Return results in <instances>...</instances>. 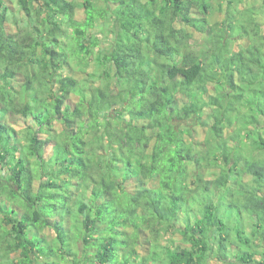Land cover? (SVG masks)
<instances>
[{
	"label": "trees",
	"instance_id": "16d2710c",
	"mask_svg": "<svg viewBox=\"0 0 264 264\" xmlns=\"http://www.w3.org/2000/svg\"><path fill=\"white\" fill-rule=\"evenodd\" d=\"M210 6L0 0V264H264V38Z\"/></svg>",
	"mask_w": 264,
	"mask_h": 264
},
{
	"label": "rangeland",
	"instance_id": "374dc122",
	"mask_svg": "<svg viewBox=\"0 0 264 264\" xmlns=\"http://www.w3.org/2000/svg\"><path fill=\"white\" fill-rule=\"evenodd\" d=\"M208 3L211 2L210 10L208 11V15L210 16V20L212 23V26L214 27L216 34L214 33H207L204 36H198L195 35L193 38V46L196 49H206L210 45H212V49L214 48V45H222L223 40L227 41L229 45L231 46V50L236 47L240 46L241 39H242V45L246 44H252L254 41H260L261 38H264V7L262 4V0H205ZM231 1V3H230ZM230 5V6H229ZM231 9V13L234 15V21L232 20L233 25L238 26L242 28L240 25L244 24V28L249 30L248 34H245L244 36H241L237 33L239 28L235 27V30H232L230 25V22L228 24L222 25L221 23L225 21L227 18L226 13L227 9ZM22 15L18 12V10L13 14V20H20ZM241 19V20H240ZM14 22L11 23V25L14 26ZM98 29V28H97ZM100 29H98L99 31ZM69 32L71 30L69 29ZM100 32V31H99ZM217 35V37H216ZM252 35V36H251ZM112 37L109 35L107 37L105 34L103 35V38L100 40V45L97 48H104L107 46L108 43H110V40ZM264 41V39H263ZM240 69L242 74H244L246 77H248V80L245 84H243L244 87L247 88H254L252 91V94L255 98H261L260 100L264 99V94L259 93L256 94V90L260 89L262 91L263 85L259 84L261 83L259 80L261 78H256L254 73H252L249 69L244 70V66H242L241 61H236V64L233 66ZM93 67L89 68V71L93 70ZM254 72V71H253ZM257 73V72H256ZM263 73V72H261ZM76 75L80 74V71L75 72ZM236 74H238V71L236 70ZM253 74V75H252ZM237 78V76L235 77ZM252 80V81H251ZM254 81V83H253ZM193 123V122H189ZM254 129V126H250ZM258 130L264 137V127L258 126ZM250 151L252 150V146H248ZM259 149H253L254 153H257ZM258 155V153H257ZM261 155V154H259ZM264 156V155H262ZM262 250V248H261ZM258 255L257 257H259ZM212 264H225V263H218L213 261ZM227 264V263H226Z\"/></svg>",
	"mask_w": 264,
	"mask_h": 264
}]
</instances>
